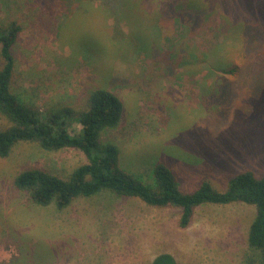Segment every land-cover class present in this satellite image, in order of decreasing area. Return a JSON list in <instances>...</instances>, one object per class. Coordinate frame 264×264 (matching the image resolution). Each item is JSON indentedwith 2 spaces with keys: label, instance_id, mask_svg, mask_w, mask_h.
<instances>
[{
  "label": "rangeland",
  "instance_id": "rangeland-1",
  "mask_svg": "<svg viewBox=\"0 0 264 264\" xmlns=\"http://www.w3.org/2000/svg\"><path fill=\"white\" fill-rule=\"evenodd\" d=\"M182 1L0 0V25H20L12 89L43 112L87 109L94 89H108L122 114L101 138L121 169L151 184L163 164L182 191L202 181L225 191L239 172L264 174V38L248 43L240 3ZM85 162L79 149L35 141L0 157V264H149L162 251L177 264H257L251 204H201L182 228L176 206L104 189L58 208L14 185L24 170L67 179Z\"/></svg>",
  "mask_w": 264,
  "mask_h": 264
},
{
  "label": "trees",
  "instance_id": "trees-1",
  "mask_svg": "<svg viewBox=\"0 0 264 264\" xmlns=\"http://www.w3.org/2000/svg\"><path fill=\"white\" fill-rule=\"evenodd\" d=\"M234 3L242 4V12L252 18L244 32L248 43L264 38V1L231 0L226 7L233 9ZM172 5L173 2L169 7L176 8L178 4ZM194 8L186 6L185 13L195 16ZM19 31L20 25L16 21L0 25V56L3 60L0 67V114L9 122L7 127L0 128V157L7 156L17 141H35L46 150L79 149L87 162L77 166L67 179L39 169L24 170L14 178L18 189L28 191L37 204L55 202L58 208L66 207L78 196H91L108 189L119 196L138 197L151 206L179 207V226L182 228L187 227L194 208L201 204H251L256 211L248 230V244L259 251V258L255 260L257 264H264V174L258 176L251 170L239 172L229 178L225 191L215 189L209 181H202L192 191H182L175 174L163 164L154 165V183L151 184L125 172L118 165V147L101 138L102 131L115 127L122 114L121 102L110 90L94 89L87 109L75 110L64 105L43 112L12 89V46ZM74 123L80 127L70 131ZM150 264H177V261L171 253L160 252Z\"/></svg>",
  "mask_w": 264,
  "mask_h": 264
},
{
  "label": "crops",
  "instance_id": "crops-1",
  "mask_svg": "<svg viewBox=\"0 0 264 264\" xmlns=\"http://www.w3.org/2000/svg\"><path fill=\"white\" fill-rule=\"evenodd\" d=\"M163 252V251H162ZM168 252V251H167ZM160 253V252H159ZM169 253H171V252H169ZM158 254V253H157ZM172 254V253H171ZM153 259V257L149 260V264H150V262H151V260Z\"/></svg>",
  "mask_w": 264,
  "mask_h": 264
}]
</instances>
